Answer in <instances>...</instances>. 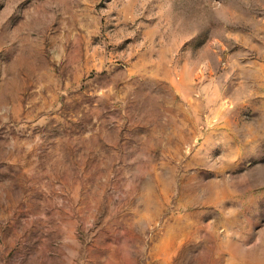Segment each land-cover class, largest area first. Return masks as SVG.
I'll use <instances>...</instances> for the list:
<instances>
[{"label":"rangeland","instance_id":"rangeland-1","mask_svg":"<svg viewBox=\"0 0 264 264\" xmlns=\"http://www.w3.org/2000/svg\"><path fill=\"white\" fill-rule=\"evenodd\" d=\"M0 264H264V0H0Z\"/></svg>","mask_w":264,"mask_h":264}]
</instances>
